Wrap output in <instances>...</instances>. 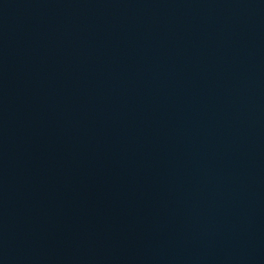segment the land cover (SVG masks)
Masks as SVG:
<instances>
[{
  "label": "water",
  "instance_id": "water-1",
  "mask_svg": "<svg viewBox=\"0 0 264 264\" xmlns=\"http://www.w3.org/2000/svg\"><path fill=\"white\" fill-rule=\"evenodd\" d=\"M0 264H264V0H0Z\"/></svg>",
  "mask_w": 264,
  "mask_h": 264
}]
</instances>
